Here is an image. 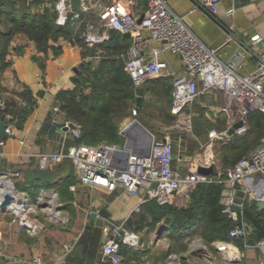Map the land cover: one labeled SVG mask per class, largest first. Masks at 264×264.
Wrapping results in <instances>:
<instances>
[{
  "label": "crops",
  "instance_id": "1",
  "mask_svg": "<svg viewBox=\"0 0 264 264\" xmlns=\"http://www.w3.org/2000/svg\"><path fill=\"white\" fill-rule=\"evenodd\" d=\"M98 1L103 4L113 2ZM165 2L205 47L216 52L221 62H227L235 52L240 51L243 59L236 69L237 74L246 76L256 70L258 57L264 53V45L253 42L252 38L259 36L264 40V0H220L216 15H211L201 6L197 7L195 0ZM55 3L56 0H42V5L32 7L31 10L38 13L43 7H50L55 12ZM145 9V0H137L134 12L143 13ZM81 18L78 28L74 30L76 35L71 40L49 39L47 49L41 51L26 36L16 34L9 42L3 61L0 58V99L13 108V113H5L0 117L4 124H13V135L6 141L3 149L5 156L0 155V178L5 176L0 184V200L6 192L12 196L5 210L0 209V264H30L31 259L36 256L42 258L43 264H109L101 259V249L106 240L103 232L108 223L122 225L124 234L135 242L118 243L122 264H168L172 256L177 259L174 264L222 263L225 258L212 245L209 248L199 238L193 239L185 252L169 253L170 242L164 234L168 231L166 221L163 218L154 223L153 216L144 211V205L150 200H145V196L141 194L128 196L119 189L109 192L101 187L83 184L76 178L67 159L48 166L47 170L54 176L51 182L24 180L21 170L39 169L40 155L66 153L74 145V138L69 130L46 126L47 123L66 120L58 95L74 90L73 79L82 65L93 63L95 67L101 61V55L105 54L103 47L110 38L119 34L131 43L130 36L127 38L117 32L109 35L108 30L106 41L95 48L89 47L84 43V33L90 27L99 31L104 28L95 12L87 13ZM144 36L148 37L147 34ZM121 46L125 45L121 43ZM153 46L150 42L147 49ZM125 47L127 49L119 54L124 63L130 45ZM162 59L167 64L163 75L134 88L131 107L120 122L118 134L121 143L118 146L124 147L126 138L121 135V131L133 120L151 133L150 126L143 118L154 110L157 118L165 119L169 126L165 129L169 134H158L172 145L173 170L185 176L194 166L209 169L206 165L208 157L202 151V146L207 143L209 131L221 132L226 129V118L221 110L227 104V97L223 92L214 90L199 96L185 105L180 114H175L171 108L172 83L174 77L182 71L183 63L178 56L169 52L164 53ZM124 70L126 71L125 68ZM137 89L143 91L138 104ZM30 98L34 105L29 114L26 117L17 116L19 110L27 108V100ZM133 109L137 110L136 114L142 115L141 119L132 117ZM255 114L253 112L248 117V134ZM177 117L190 118L191 127L179 126ZM194 121L199 122L196 128ZM151 134L156 139L154 133ZM248 134L234 137L226 145H217L220 161L222 148L232 146L233 141L240 144ZM244 143L248 146L249 140L244 139ZM211 170L210 177L214 180L217 178V170ZM14 172L20 173L21 177H13L11 174ZM220 179H225V176ZM22 196L37 207L28 216L29 223L41 226L36 234L22 225L19 209L16 211ZM189 196L190 193L186 194L184 191L176 192L167 205L185 209L190 202ZM102 210L105 212L104 216L101 214ZM93 214L103 222L102 227L90 219ZM129 219L130 224L127 222ZM226 244V252L230 246H234ZM247 248L252 249L250 256L238 249L243 264H263L259 247L256 245Z\"/></svg>",
  "mask_w": 264,
  "mask_h": 264
},
{
  "label": "built area",
  "instance_id": "2",
  "mask_svg": "<svg viewBox=\"0 0 264 264\" xmlns=\"http://www.w3.org/2000/svg\"><path fill=\"white\" fill-rule=\"evenodd\" d=\"M71 1L56 0L55 23L63 26L71 21L78 27L83 15L95 12L104 30L88 28L83 35L87 46L95 48L106 41L108 30L130 36L131 43L124 66L134 88L163 75L167 69V64L162 59L164 53L169 52L181 59L183 68L174 77L171 90V108L175 114H180L185 105L211 91L218 90L226 95L227 104L221 110L226 118V129L221 132L209 131L207 143L202 146V151L208 157L207 167L217 170V182L223 185L222 213L234 222L237 221L243 207V203L237 205L235 202L240 190L245 199L264 202V137L257 147L238 159L233 166H223L216 149L217 145H226L234 137H244L248 134V117L251 113H260L264 119V53L258 57L256 70L252 74L241 76L236 73V69L240 66L243 54L237 51L227 62H221L216 52L205 47L189 31L165 0H145L146 9L143 13L134 12L137 0H113L111 4H103L98 0H79V12L75 11ZM195 1L197 7L205 8L211 15L217 14L220 0ZM252 41L264 45V40L259 36H254ZM150 42L154 46L148 50ZM4 109L5 101L0 99V111ZM132 115H136L135 109L132 110ZM61 123L71 132L74 139L79 138V127L75 123L69 120H63ZM177 124L190 128L192 120L180 117ZM71 125L74 126L73 129L69 128ZM229 130H232V134L228 133ZM4 135L6 139H0L1 156H5V143L13 135L12 123L5 124ZM137 147L142 148L141 142H138ZM123 150L124 147L112 144L73 145L66 153L40 155L39 169H47L48 166L57 165L67 159L76 178L83 184L101 187L109 192L119 189L128 196L141 194L159 205L169 204L171 196L176 192L184 191L189 194L198 184L214 182L212 177L201 174L196 166L185 176L173 170V149L165 138L153 139L148 157L130 154L124 169H121L123 158L119 153ZM11 175L21 177L18 172ZM221 176H225V179L221 180ZM4 180L5 176H2L0 184ZM20 199L16 211L19 209L22 225L29 228L32 234H36L41 230V226L29 223L28 216L34 213L37 207L30 204L26 197L22 196ZM234 206H239L240 211L234 212ZM249 231L250 228L244 223L236 225L231 230L230 237H244ZM103 234L106 240L101 249L102 261L122 264L118 243L135 242L130 241L128 235L124 234L122 225L115 223H108ZM262 241L257 244L258 247ZM226 245L224 242L212 244L225 258L220 264H243L238 248L230 246L226 252ZM175 261L177 259L172 256L168 264H174ZM30 264H43V260L36 256L31 259ZM208 264L216 263L213 261Z\"/></svg>",
  "mask_w": 264,
  "mask_h": 264
},
{
  "label": "trees",
  "instance_id": "3",
  "mask_svg": "<svg viewBox=\"0 0 264 264\" xmlns=\"http://www.w3.org/2000/svg\"><path fill=\"white\" fill-rule=\"evenodd\" d=\"M40 5L42 0H0L1 61L9 42L16 34L26 36L41 51L47 49L49 39L71 40V37L76 35L74 30L78 27L71 21L63 26L55 24L56 12L51 11L50 7H43L38 13H33L32 7ZM121 43L128 47L130 45L119 34L110 38L108 44L103 47L105 54L101 55V61L95 67L93 63L82 65L73 79L74 90L64 91L58 95V102L66 120L79 127V138L74 139V145L121 143L118 134L120 122L127 115L134 99L133 83L124 70V60L119 55L120 51L127 47L121 46ZM33 105L31 98L28 99L26 105L28 110L27 108L19 110L17 116L26 117ZM5 113H13V108L6 102L5 109L0 111V117ZM250 123V133L240 141V144L233 141L232 146L221 149L223 166H232L260 144L264 137L263 116L256 112ZM244 139L249 140L248 146L245 145ZM222 193L221 183H203L198 184L190 192V202L185 209L159 205L154 200L144 205V211L153 216L154 223L163 218L166 221L168 231L164 234L170 242L169 253L185 252L195 238H199L209 248H212L214 242H224L231 243L241 251L264 240V209L258 210L255 202L250 204L245 199L241 213L234 222L222 213L223 207L220 204ZM243 223L250 228L247 235L230 237L231 230Z\"/></svg>",
  "mask_w": 264,
  "mask_h": 264
},
{
  "label": "water",
  "instance_id": "4",
  "mask_svg": "<svg viewBox=\"0 0 264 264\" xmlns=\"http://www.w3.org/2000/svg\"><path fill=\"white\" fill-rule=\"evenodd\" d=\"M72 5L75 8L76 12L80 11L79 8V0H72L71 1ZM116 32L114 30H109V35H114ZM125 37H129L128 34L124 35ZM137 93V98H136V102L137 104L141 101V97H142V89H137L136 90ZM56 105V103L54 104V106ZM194 128L198 127L199 122L198 121H194ZM55 126L58 129H62L67 131V128L63 127V123H59V122H53L52 124L47 123L46 126ZM74 126H70V129H73ZM4 128H5V124L3 123V120L0 121V139L5 140L6 137L4 135ZM229 134H232V130H229L228 132ZM121 135L124 136L126 138V142L124 145V150L121 151L119 153L120 156H122L123 158V165L120 167L121 169H124L126 161L128 159V156L131 155H136L139 157H148L150 154V150H151V144L153 141V135L148 132L142 125H140L136 120H133L131 122V124L129 126H127L126 128H124L121 131ZM138 142H141L142 144V148L138 149L137 144ZM17 171V170H15ZM201 174L210 176L212 174V170L211 168L206 169V168H200L198 170ZM23 178L26 182H32L35 180H39L43 183H48L51 182L54 179V176L51 172H49L47 169H36V170H32V169H27V170H21ZM217 178H214V181H217ZM153 187H155V185H153ZM245 198L244 193L240 190L237 194V198L235 200L237 205H241L243 203V200ZM145 200H147V196L144 197ZM12 200V196L10 195V193L6 192L2 195L1 200H0V209L1 210H5V208L10 204V201ZM248 202L250 204H253L255 201L253 199H249ZM255 205L257 207L258 210H263L264 209V202L262 200H257L255 202ZM232 210L234 212H239L240 208L239 206H234L232 208ZM101 214H105L104 210L101 211ZM91 220H94L95 223L99 226L102 227L103 226V222L96 218V216L93 214L90 217ZM128 224H130V219L127 221ZM118 240V239H117ZM259 249L261 251L262 254V262L264 264V240L262 241V243L259 246ZM6 264H17V263H6Z\"/></svg>",
  "mask_w": 264,
  "mask_h": 264
},
{
  "label": "rangeland",
  "instance_id": "5",
  "mask_svg": "<svg viewBox=\"0 0 264 264\" xmlns=\"http://www.w3.org/2000/svg\"><path fill=\"white\" fill-rule=\"evenodd\" d=\"M55 21H56V18H55ZM0 28L2 29V25H0ZM153 111L154 110H152V112L149 111L151 113L148 112V114H147L148 116L144 115V116H146V118L144 117L143 119H146V122L148 123V125L151 128L150 129L151 130V133L152 132L154 133V136H156V139L157 140L163 139V137L159 136L158 132L159 133L160 132H162V133L164 132V133L169 134L170 133L169 131H165L166 127H169V126H167V124H166L167 121L165 119H163V118L158 119L156 113H154ZM132 117H138V118L141 119L142 118V115H139V113H137L135 116L132 115ZM250 250H252V249L251 248H247V249H245L243 251L246 253L247 256H250V253H251Z\"/></svg>",
  "mask_w": 264,
  "mask_h": 264
},
{
  "label": "bare ground",
  "instance_id": "6",
  "mask_svg": "<svg viewBox=\"0 0 264 264\" xmlns=\"http://www.w3.org/2000/svg\"><path fill=\"white\" fill-rule=\"evenodd\" d=\"M7 188H8V189H10V187H9V186H8Z\"/></svg>",
  "mask_w": 264,
  "mask_h": 264
}]
</instances>
